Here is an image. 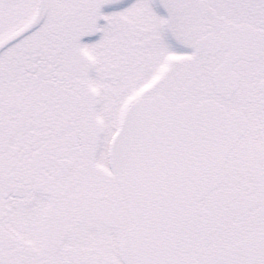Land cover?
Wrapping results in <instances>:
<instances>
[{
  "label": "snow or ice",
  "instance_id": "6c2138e0",
  "mask_svg": "<svg viewBox=\"0 0 264 264\" xmlns=\"http://www.w3.org/2000/svg\"><path fill=\"white\" fill-rule=\"evenodd\" d=\"M156 4L0 0V264H264V0Z\"/></svg>",
  "mask_w": 264,
  "mask_h": 264
},
{
  "label": "rangeland",
  "instance_id": "374dc122",
  "mask_svg": "<svg viewBox=\"0 0 264 264\" xmlns=\"http://www.w3.org/2000/svg\"><path fill=\"white\" fill-rule=\"evenodd\" d=\"M154 7L156 8V10L161 13V14H166V11L162 8V6H158V0H157V4L154 5ZM98 38V37H97Z\"/></svg>",
  "mask_w": 264,
  "mask_h": 264
}]
</instances>
